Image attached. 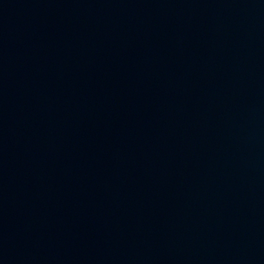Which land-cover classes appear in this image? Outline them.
I'll use <instances>...</instances> for the list:
<instances>
[{"label": "water", "instance_id": "95a60500", "mask_svg": "<svg viewBox=\"0 0 264 264\" xmlns=\"http://www.w3.org/2000/svg\"><path fill=\"white\" fill-rule=\"evenodd\" d=\"M0 264H264V0H0Z\"/></svg>", "mask_w": 264, "mask_h": 264}]
</instances>
